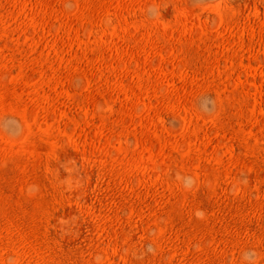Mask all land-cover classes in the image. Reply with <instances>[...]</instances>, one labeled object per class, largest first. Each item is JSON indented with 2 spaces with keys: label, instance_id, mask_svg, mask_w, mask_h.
<instances>
[{
  "label": "rangeland",
  "instance_id": "obj_1",
  "mask_svg": "<svg viewBox=\"0 0 264 264\" xmlns=\"http://www.w3.org/2000/svg\"><path fill=\"white\" fill-rule=\"evenodd\" d=\"M0 264H264V0H0Z\"/></svg>",
  "mask_w": 264,
  "mask_h": 264
}]
</instances>
